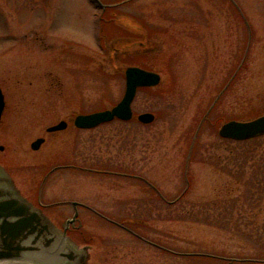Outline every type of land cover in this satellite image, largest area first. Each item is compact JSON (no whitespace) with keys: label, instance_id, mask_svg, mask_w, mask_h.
Returning a JSON list of instances; mask_svg holds the SVG:
<instances>
[{"label":"rangeland","instance_id":"374dc122","mask_svg":"<svg viewBox=\"0 0 264 264\" xmlns=\"http://www.w3.org/2000/svg\"><path fill=\"white\" fill-rule=\"evenodd\" d=\"M98 1L103 11L95 0H0V162L54 224L79 204L70 236L89 244L83 264H264V134L260 148L234 150L240 166L218 134L264 114V0ZM127 65L161 76L137 89L132 119L74 126L121 98ZM145 111L153 121L136 119ZM233 170L238 190L218 195ZM223 197L239 231L216 220L229 216Z\"/></svg>","mask_w":264,"mask_h":264},{"label":"water","instance_id":"95a60500","mask_svg":"<svg viewBox=\"0 0 264 264\" xmlns=\"http://www.w3.org/2000/svg\"><path fill=\"white\" fill-rule=\"evenodd\" d=\"M147 45L143 41H138ZM148 46V45H147ZM125 88L121 98L109 108L89 113H77L73 118L78 128H93L114 119L130 120L133 117L132 101L137 89L155 86L160 82L158 72L139 65L123 68ZM4 96L0 88V117L4 108ZM155 115L150 111L136 115L138 121L149 123ZM60 120L46 131L66 127ZM219 136L234 140H245L264 134V114L249 120L230 119L220 124ZM43 137L30 143L38 149ZM77 202H73L75 205ZM77 210L68 218L63 230L58 228L40 207L24 197L15 186L8 172L0 165V264H83L88 258V246L77 247L67 235L66 227L77 216Z\"/></svg>","mask_w":264,"mask_h":264},{"label":"trees","instance_id":"16d2710c","mask_svg":"<svg viewBox=\"0 0 264 264\" xmlns=\"http://www.w3.org/2000/svg\"><path fill=\"white\" fill-rule=\"evenodd\" d=\"M140 46V48L142 49V48H146L147 47V45L145 46L144 44L142 45L140 42H139V44H138V47ZM114 50V49H113ZM262 137V136H261ZM259 138H260V136H256V137H253V138H249V139H245V140H232V139H228V138H221V139H223V140H225V141H227V142H229L228 144H231L232 143V145H230V147H229V149L231 150V155L230 156H228V162H227V164H229V161H231V159L232 160H235L236 161V159H237V157H240V159H241V161L239 162V165L238 166H240L241 164H244V162H245V159L241 156V155H239L237 152H234V150H238V147H241V146H245V144H248V148L249 149H255V148H260V146H261V142H260V140H259ZM194 141H195V139H194ZM245 142H250V143H245ZM194 143V142H193ZM241 143H245V144H241ZM191 148H192V145H191V147H190V150H191ZM235 161L233 162V163H235ZM254 177H257V175H256V172H254V175H253V178ZM243 178H242V172L241 171H229V173H228V176H227V179H226V181L223 183V184H221L220 185V188L217 190V193H218V195H221L222 193H228V195L229 196H231V195H233V194H235V193H233V192H235V190H238V186L237 185H240V184H237V182H239V181H241ZM146 182V181H145ZM246 182H250L249 180H246ZM147 183V182H146ZM221 183V182H220ZM149 186H151V188L159 195L160 193H159V191H158V189L154 186V185H150L149 183H147ZM259 184V183H258ZM253 186L254 187H256L257 188V186L255 185V184H253ZM250 188V185L247 187V190ZM184 191V190H183ZM161 197V196H160ZM237 197H241V196H238L237 195ZM233 198H235V196H233ZM166 200V199H165ZM222 200V201H221ZM230 200H232V199H227V200H225V197H223V198H220V204L222 205V210L224 211V212H222L220 209H219V211L220 212H222L224 215H229L228 216V218L227 219H224V218H221V220H218V219H216L219 223H221V225L223 226V227H228V228H231V225L229 224V223H227L226 224V221H232L231 222V224L233 223V226H232V228H236V230L237 231H239L241 228H240V226H239V224L238 223H236V220H234V219H232L231 217H230V214L232 213V211H233V204L229 207V206H224L223 205V202H227V201H230ZM239 200V199H238ZM170 203H172V201L170 202ZM229 217L231 218V219H229ZM114 220V219H113ZM205 220H209V219H205ZM214 220V219H213ZM215 220V221H216ZM115 221H117V222H119V223H121V224H123L124 226H126L127 228H128V230L130 231H132V232H134V233H136V234H138L139 235V233L138 232H136L135 230H133V229H131L129 226H127L125 223H124V221H120V220H115ZM247 223H249V222H247ZM219 227H220V225H219ZM130 231V232H131ZM135 234V235H136ZM249 237H251V235H249ZM254 242H259L260 243V241H259V236H257V238L255 239V241ZM264 245V244H263ZM258 257L260 256V257H262V256H264V254H258L257 255ZM232 259H234V258H231V257H228V258H226L225 260H226V262H228L229 263V261H232ZM261 259H264V258H261ZM260 258L259 259H257V261H259V260H261Z\"/></svg>","mask_w":264,"mask_h":264},{"label":"flooded vegetation","instance_id":"af4514ba","mask_svg":"<svg viewBox=\"0 0 264 264\" xmlns=\"http://www.w3.org/2000/svg\"><path fill=\"white\" fill-rule=\"evenodd\" d=\"M0 87H1V90L3 92V87L1 85V83H0ZM4 101H5V96H4ZM5 105H6V101H5L4 108H3V111H2V114H1V117H0V123H1V120H2V115H3L4 109H5ZM3 134L4 133H0V136L3 135ZM4 150H5V145L2 144V143H0V153H3ZM0 165H3L6 168L5 164H3L1 162H0ZM7 171L9 172V170H7ZM9 174H11V173L9 172ZM38 198H39V196H38ZM40 204H41V207L44 208V204H42L41 202H40ZM76 207H78V204L76 205ZM95 214H97L100 217L105 218L106 220L110 221L111 223L117 224V222L113 221L110 217H108L106 215H103V214H100V213H95ZM61 224H59V225H61ZM80 227H81V222L79 221L78 214H77V217L74 219V221L73 222H70L68 224L66 230L70 234L72 232H78V231H80Z\"/></svg>","mask_w":264,"mask_h":264}]
</instances>
